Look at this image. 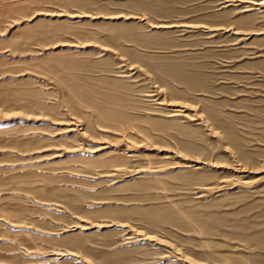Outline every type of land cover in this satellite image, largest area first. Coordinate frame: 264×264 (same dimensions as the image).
<instances>
[{
	"label": "rangeland",
	"instance_id": "obj_1",
	"mask_svg": "<svg viewBox=\"0 0 264 264\" xmlns=\"http://www.w3.org/2000/svg\"><path fill=\"white\" fill-rule=\"evenodd\" d=\"M245 1L0 0V264H264Z\"/></svg>",
	"mask_w": 264,
	"mask_h": 264
},
{
	"label": "bare ground",
	"instance_id": "obj_2",
	"mask_svg": "<svg viewBox=\"0 0 264 264\" xmlns=\"http://www.w3.org/2000/svg\"><path fill=\"white\" fill-rule=\"evenodd\" d=\"M246 3H249L251 5H254V6H257L256 9H253V10H258L260 11L261 13L264 12V0H248V1H245ZM245 2H241V3H245ZM230 5V4H229ZM251 10H247L246 12H249ZM143 21V20H142ZM154 26V25H153ZM151 28V27H150ZM192 28V27H191ZM216 31V30H215ZM227 32V31H225ZM261 35V34H260ZM263 35V34H262ZM154 95V94H153ZM158 96V95H157ZM169 106H176V107H180V108H184V109H187V107L185 106H179L177 104H170ZM174 116H177V115H174ZM195 118L194 120L196 121H199L201 120V118L198 116V115H195Z\"/></svg>",
	"mask_w": 264,
	"mask_h": 264
}]
</instances>
